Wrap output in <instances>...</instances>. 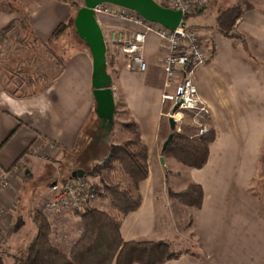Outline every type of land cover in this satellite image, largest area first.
<instances>
[{
  "label": "crops",
  "instance_id": "1",
  "mask_svg": "<svg viewBox=\"0 0 264 264\" xmlns=\"http://www.w3.org/2000/svg\"><path fill=\"white\" fill-rule=\"evenodd\" d=\"M226 2L218 0L213 17L205 13L207 9L199 16L213 18L208 30L195 28L210 54L208 61L197 67L195 82L216 132L204 167L190 168L163 154L164 143L172 133V105L163 99L164 42L156 34L148 35L144 47L146 72L129 70L127 57L121 53L112 54L108 68L116 103H123L120 107L127 117L135 120L148 149L149 173L139 184L142 203L124 217L123 239L174 243L179 235L171 213L175 201L170 199L168 188L180 191L193 181L204 191L201 208L190 209L192 221L187 228L189 243L195 249L163 264H264V189L261 195L252 190L264 148V64L251 57L264 63V0H253L236 23L246 44L212 28ZM73 13L68 2L45 0L30 20L38 37L48 41ZM13 18L14 13L0 10V28ZM97 18L103 32L121 28L131 33L137 28L107 15ZM60 69L47 88L35 95L17 96L0 80V184L4 179L9 182L7 188L0 186V205L6 211L1 228L11 224L9 228L15 233L23 229L18 236L24 245L38 232L34 214L51 198V183L80 169L75 167L77 152L88 147L93 153L88 160H96L108 151L110 141L117 143L113 138L117 123L113 122L112 132L107 131L109 127H102L95 111L89 47L67 55ZM94 206L107 211L111 201L98 198ZM46 217L52 227L51 242L69 251L82 232L81 217L70 213ZM1 238L0 250L13 245L14 237Z\"/></svg>",
  "mask_w": 264,
  "mask_h": 264
},
{
  "label": "trees",
  "instance_id": "2",
  "mask_svg": "<svg viewBox=\"0 0 264 264\" xmlns=\"http://www.w3.org/2000/svg\"><path fill=\"white\" fill-rule=\"evenodd\" d=\"M163 6L167 7L165 3ZM206 8L207 6L198 8L196 11L203 12ZM249 8L250 6L243 7L242 4L235 3L220 9L213 28L226 37L242 40L246 44L244 36L235 26ZM0 10L20 11L10 2L6 9L0 7ZM33 10L14 17L0 28V56L8 54L7 63H17L16 72L19 73L14 75L20 76V81L16 82V87H12V76L6 78L8 76L6 66L0 71L4 74V76L1 75L3 78L0 80L4 81L7 91L17 96L39 94L59 75L66 55L63 58L53 55L52 44L68 28L75 27L76 14L59 24L48 41H42L30 20ZM189 16L191 14L185 18ZM37 51H40L37 58H32ZM40 81L43 82L42 85ZM122 105L121 102L116 103L115 117L119 115V107ZM115 123H117L116 120ZM120 125L121 140L118 143L110 141L109 149L103 160L94 163L93 169L89 172V175L100 178V183H98L102 191H99V198L109 199L111 209L104 211L90 207L81 214L82 232L67 252L60 250L51 242L52 228L46 214L42 210L36 211L34 221L38 227L37 234L17 253L8 252L10 257L4 254V249L0 250V264H7L8 262H5L7 257L13 261V264H163L191 251V248L177 250L171 241L166 240L125 241L123 239L121 234L123 219L128 213L141 206L142 195L139 184L147 178L149 165L148 149L140 137L135 120L129 117ZM87 127H90V124L85 127V131ZM113 127L107 131L112 132ZM199 130V126H191L181 132L175 131L173 140L163 154L190 168L204 167L209 158L210 144L216 138V132L212 126L209 127L208 132L203 134H199ZM92 154L91 149L87 147L83 152L80 151L79 159L87 162ZM262 185V189H257L254 185L252 190L261 195L264 180ZM168 194L170 199L190 209L201 208L203 205V188L193 181L188 182L186 188L180 191L169 187ZM191 221L190 217L189 226H191Z\"/></svg>",
  "mask_w": 264,
  "mask_h": 264
},
{
  "label": "built area",
  "instance_id": "3",
  "mask_svg": "<svg viewBox=\"0 0 264 264\" xmlns=\"http://www.w3.org/2000/svg\"><path fill=\"white\" fill-rule=\"evenodd\" d=\"M165 3L167 7L183 12L184 16L191 14L198 8L208 6L213 0H155ZM96 15H107L137 28L131 33L126 29L109 28L104 33L107 55L123 54L127 57V68L135 72H146L148 62L144 56V47L148 35L156 34L165 44L167 53L163 59L165 73V92L163 99L171 102L169 115L177 120L176 130L182 131L180 124L184 112H190L194 121L200 127L199 134L208 132L209 107L199 94L195 82L197 67L208 61L206 49L201 41L198 31L191 27L184 18L175 30H170L160 23L149 21L135 10L103 3L95 8ZM173 88V92L169 89ZM180 103L176 112L175 104ZM181 114L180 118L177 115ZM86 174L82 177L62 178L50 185L51 198L42 204V209L47 215L57 213H84L91 204L99 198V183L93 182ZM9 182L4 179L1 188H7ZM6 214L5 208L0 205V225Z\"/></svg>",
  "mask_w": 264,
  "mask_h": 264
},
{
  "label": "rangeland",
  "instance_id": "4",
  "mask_svg": "<svg viewBox=\"0 0 264 264\" xmlns=\"http://www.w3.org/2000/svg\"><path fill=\"white\" fill-rule=\"evenodd\" d=\"M44 1L45 0H0V7L6 9L7 5H8V2L12 3L16 9L17 8L20 9L19 12H11V13H14V17H18L21 14H24V13L27 14V13H29V11L31 12V10H33V9H34L33 10V12H34ZM60 1H64V0H60ZM68 2H71L70 4L74 8V13H73L72 17H74L76 11L81 6L84 5V0H68ZM252 2H253V0H227V2L222 4V5H225L223 7H228V6L233 5L235 3H240V4L243 5V7H249V6H251ZM217 5H218V0H213L207 6V8H206L207 10L206 11L204 10L205 13L208 14V15L211 13L212 17H213V12L216 13L215 11H216ZM222 8L220 7V9H222ZM201 14H202V12H200V11H193L191 13V16H189L186 19L187 23L190 24V25H195L193 27L196 28V29H198V28L200 29L201 28V29H207L208 30L211 27L210 25L213 23V22H211V19H213V18H211V16L208 17V15L205 16L206 19L204 17L200 18L199 16ZM212 28H213V26H212ZM106 31L107 30H105V33H106ZM201 41H202V39H201ZM37 47H39V46H37ZM86 48H87V46H86L85 42H83V40L76 34L75 27H70V28H68V30L66 32H64L61 35V37L56 42H53V44H52V54L56 55L58 58H60V57L63 58V57H65V55L67 57V55H69V54H72V53L80 51V50H84ZM41 51H42V48H41ZM38 52H40V51H37L36 55L33 54L32 58L36 59L37 56H38ZM206 53H207V56L210 57V54L207 51V49H206ZM7 55L8 54H5V56H0V71H1V69H4V67L6 66L5 69L8 72V76H6V78L7 77L10 78V76H12L11 83H12V87L14 88V87H16L15 86L16 82L18 83V81H20V76L16 77V75H14L16 73H19V72H16L17 68H18V67H16L17 63L14 62V63L8 64L7 63V58H8ZM12 57L15 58L14 56H12ZM112 57H113L112 53L109 52V54L107 55L108 68H109L110 63L113 60ZM251 57H253L255 59V61H257L258 63L264 64L260 60H257L256 57H254L253 55H251ZM16 61L18 62V60H16ZM1 75L4 76V74H2L0 72V78H3ZM42 83L43 82L40 81L41 85H42ZM9 88H11V87L9 86ZM117 99H118V97H117ZM120 109L121 110H120L119 115L117 116V119H116V121H117L116 131H118V129L121 128V125H120L121 122L127 121V119H128L127 115L125 114L124 108L120 107ZM205 122L208 123V127L211 126V123L209 122V119H207ZM181 124H182V131L186 127H191V126H194V127L197 126L198 127V124L194 121V119H193L192 115L190 114V112H184V117H183V121H182ZM116 131H115V133L113 135L114 136L113 138L118 143L121 140V137H122L121 135L122 134L118 133ZM86 135L87 134H85V136ZM89 136H91V135H89ZM81 142H83V141H81ZM77 153L80 155V152H77ZM98 158L99 159H96V160H94V159L90 160L89 159L87 162H83L81 159H79V156H75L74 159L78 161L75 164V167L79 166L80 169H83L84 172H85V174H84V176H85L86 174H89L91 169H93L94 163H96L97 161L103 160L104 156H100ZM169 158H172V157H169ZM64 169H65V167H64ZM70 174H71V172L66 174V176L69 177ZM88 176L95 183H98L100 181V178L98 176H96V177L92 176V175H88ZM258 176L259 177L257 178V180L255 182V185H256L257 189H262V187H263L262 182L264 180V148H263V156L261 158V167L259 169V175ZM183 180H184L183 178H179V181L183 182ZM96 201H97V199L91 204L90 207H95L94 205H95ZM174 201L175 202H173V204L171 205V213H172V217H173L174 227H175V229H177V233L179 235L178 239L174 240V243H173L174 248L177 249V250H182V249H185L186 247L195 249V247L192 246V243L191 242H190L191 244L189 243V241H191L190 237H189L190 232L187 229L188 228V223H189V220H190L189 219L190 218L189 217L190 216V208H188L187 206L179 204V202H177L176 200H174ZM64 213H66V212H64ZM70 214H73V215L81 217V213H76V214L70 213ZM5 216H6V214H5ZM9 227L11 228V224L8 227L6 226L5 229L1 228V225H0V241H2L1 236L3 237V235L4 236L6 235V237H8V236L9 237H14V240H13V243H12L13 245L9 244L10 246H6V248H4V251H5L4 254L7 255V256H8V254H7L8 252L9 253H12V252L17 253L19 250H21L25 246L20 241V239L22 240L23 238L19 239V236H18L20 233H24V231H22L23 229L19 228V230L15 233L14 229H10ZM73 228L75 230L74 226H73ZM15 231H16V229H15ZM67 231L68 230H64L62 232L65 233ZM14 233H15V235H14ZM25 233H26V231H25ZM33 234H34V232L32 233V235ZM8 257H10V256H8ZM8 257L5 258L6 259L5 262H8L7 264H13V261L9 260Z\"/></svg>",
  "mask_w": 264,
  "mask_h": 264
},
{
  "label": "water",
  "instance_id": "5",
  "mask_svg": "<svg viewBox=\"0 0 264 264\" xmlns=\"http://www.w3.org/2000/svg\"><path fill=\"white\" fill-rule=\"evenodd\" d=\"M103 3H111L123 6L140 13L149 21L157 22L170 30H175L181 23H184V14L180 10L165 7L155 0H84L75 16V29L78 36L88 45L93 60V94L96 106V114L102 120V127H112L116 112V99L112 88V77L108 72L107 47L103 29L99 23L95 8ZM180 103L173 107L176 112ZM172 133L165 141L163 150L167 148L173 140L177 126V120L169 118ZM164 162V158H162ZM85 172L83 169L73 171V177H82Z\"/></svg>",
  "mask_w": 264,
  "mask_h": 264
},
{
  "label": "bare ground",
  "instance_id": "6",
  "mask_svg": "<svg viewBox=\"0 0 264 264\" xmlns=\"http://www.w3.org/2000/svg\"><path fill=\"white\" fill-rule=\"evenodd\" d=\"M182 115L181 114H178L177 117L180 118ZM43 211V209H42ZM44 212V211H43ZM45 213V212H44ZM46 214V213H45ZM47 215V214H46Z\"/></svg>",
  "mask_w": 264,
  "mask_h": 264
}]
</instances>
